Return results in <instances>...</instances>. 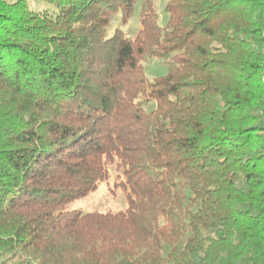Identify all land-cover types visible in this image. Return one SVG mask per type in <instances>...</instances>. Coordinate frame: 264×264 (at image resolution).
Listing matches in <instances>:
<instances>
[{"label":"trees","instance_id":"trees-1","mask_svg":"<svg viewBox=\"0 0 264 264\" xmlns=\"http://www.w3.org/2000/svg\"><path fill=\"white\" fill-rule=\"evenodd\" d=\"M45 1L0 0V264H264V0Z\"/></svg>","mask_w":264,"mask_h":264},{"label":"rangeland","instance_id":"rangeland-1","mask_svg":"<svg viewBox=\"0 0 264 264\" xmlns=\"http://www.w3.org/2000/svg\"><path fill=\"white\" fill-rule=\"evenodd\" d=\"M155 7L160 14V23L164 24L168 18V13L165 11V5L167 0H153ZM30 6L36 10L54 9L55 6L48 3L45 0H28ZM142 7V0L136 3L134 12L126 24H122V10L114 13L111 17L110 24L107 27L108 34H111L116 27L120 26L124 30L127 37L133 38L139 29L141 28L140 14ZM144 72L150 78L153 79L156 76L163 75L167 71V64L164 58L159 56L148 57L143 61ZM108 184L103 182L96 191L90 193L88 196L76 199L69 203L67 209L81 210L84 212H90L95 210L107 211L117 210L126 207V199L122 191L117 190L112 192L108 189Z\"/></svg>","mask_w":264,"mask_h":264}]
</instances>
